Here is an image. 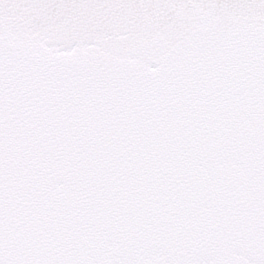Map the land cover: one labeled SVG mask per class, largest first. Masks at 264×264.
Here are the masks:
<instances>
[{"label":"snow or ice","instance_id":"obj_1","mask_svg":"<svg viewBox=\"0 0 264 264\" xmlns=\"http://www.w3.org/2000/svg\"><path fill=\"white\" fill-rule=\"evenodd\" d=\"M0 264H264V0H0Z\"/></svg>","mask_w":264,"mask_h":264}]
</instances>
